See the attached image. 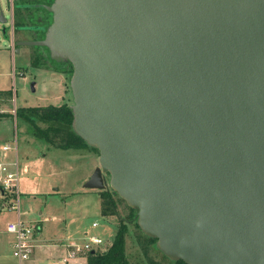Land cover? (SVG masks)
Returning a JSON list of instances; mask_svg holds the SVG:
<instances>
[{"label":"water","instance_id":"water-1","mask_svg":"<svg viewBox=\"0 0 264 264\" xmlns=\"http://www.w3.org/2000/svg\"><path fill=\"white\" fill-rule=\"evenodd\" d=\"M14 2L0 0L2 25ZM47 10L44 37L18 45L72 65V127L99 152L83 187L136 208L171 260L264 264V0Z\"/></svg>","mask_w":264,"mask_h":264},{"label":"rangeland","instance_id":"rangeland-1","mask_svg":"<svg viewBox=\"0 0 264 264\" xmlns=\"http://www.w3.org/2000/svg\"><path fill=\"white\" fill-rule=\"evenodd\" d=\"M4 15L8 23H0V91H7L11 95L7 100L0 99V110L8 113L0 117V141L12 143L15 136L18 160L28 168L21 173L19 181L20 219L33 226H36L34 219H43L45 227L52 228L56 237L74 234L78 243L86 235L97 234L106 240L104 247L106 243H111L119 223L127 220L129 205L114 193L117 214L104 216L99 193L95 189L83 187L85 176L99 165V152L89 147L55 148L31 134L25 116L15 115L14 112L20 107L73 104L70 86L72 73L54 70L56 65L53 62L37 66L35 53L40 49L35 45H25L17 47L18 51L17 48L13 50L10 39L3 33V27L7 29L8 37L12 31L8 10L4 11ZM19 36L25 40H35L34 36L25 32H21ZM10 156L13 157V153ZM12 202L15 203V200L0 198V230L17 215L10 207ZM134 209L136 213L137 209ZM93 221L98 223L96 227L92 226ZM127 223L128 260L133 264H148L137 241V237L143 235L142 230L134 222ZM154 246L155 248L150 246L152 255L160 264H171V259L156 244ZM17 262L12 256H8L5 261L6 264H18ZM47 262L50 263V260ZM52 263L54 262L51 261L50 264Z\"/></svg>","mask_w":264,"mask_h":264},{"label":"trees","instance_id":"trees-1","mask_svg":"<svg viewBox=\"0 0 264 264\" xmlns=\"http://www.w3.org/2000/svg\"><path fill=\"white\" fill-rule=\"evenodd\" d=\"M54 0H15L14 14L15 27H25V30L33 28L37 31V39L44 37L45 31L52 20V14L47 10V6L51 5ZM40 49L35 53V62L37 66H43L48 63L56 65L54 70L72 73V65L70 62L55 61L49 57L48 50L44 46L35 45ZM11 93L0 91V99L7 100ZM16 116H25V120L29 123L31 134L40 140H44L55 148H82L89 147L98 152V149L88 145L72 127L73 111L71 105L63 103L61 105H45V106H28L17 108L14 112ZM6 111L0 110V117L7 115ZM113 192L109 190H99L102 199L101 212L104 216L117 214V203L113 197ZM127 220L119 223L117 231L111 243L103 247L97 248L94 252L87 255V264H133L126 255V235L128 233V223L134 222L139 228L135 217V209L130 207ZM137 237L138 245L144 258L148 264H160L159 260L152 255V245L156 242L155 237H149L143 233ZM171 264H187L182 259L171 260Z\"/></svg>","mask_w":264,"mask_h":264},{"label":"built area","instance_id":"built-area-1","mask_svg":"<svg viewBox=\"0 0 264 264\" xmlns=\"http://www.w3.org/2000/svg\"><path fill=\"white\" fill-rule=\"evenodd\" d=\"M16 146L15 136L12 143H0V196L2 199H14L15 203H10V207L19 212L21 168L16 157ZM10 153H13V157H10ZM92 226L96 227L97 223L94 222ZM36 228L37 226L27 224L19 218L6 224V231L14 237L12 256L19 262L28 260L33 253ZM105 241L97 234L86 235L81 243L71 244L66 252L52 264H87L88 253L102 247Z\"/></svg>","mask_w":264,"mask_h":264},{"label":"crops","instance_id":"crops-1","mask_svg":"<svg viewBox=\"0 0 264 264\" xmlns=\"http://www.w3.org/2000/svg\"><path fill=\"white\" fill-rule=\"evenodd\" d=\"M9 37H10L11 48L14 50L13 38H12L11 33H10ZM16 51H18V50L16 49ZM0 143H2V141H0ZM16 149H17V146H16ZM16 157L18 160L17 153H16ZM18 163H19V166L21 168V173L27 171L28 168H27V165L25 163L22 164V162H19V160H18ZM92 170H93V168L85 176L86 179L92 173ZM96 191L99 193V190H96ZM0 198H1V196H0ZM39 214L41 215V212ZM20 215L21 214L19 211V212H17L15 219H12L10 221L16 220L17 218L20 219ZM53 218H54V216L51 217V219H53ZM94 222H96V221H93L92 224ZM33 223L37 226L35 234H34L35 247H34L33 253L31 254L30 258L27 261L19 262L17 260L18 264H24V263L25 264H50L51 261L55 262L60 256H62L71 244L78 243L77 242L78 240H76L77 238L74 234L66 235V236L61 237V238L56 237L52 228H48L47 226L45 227V225L43 224V219H41V220L40 219H34ZM97 225H98V223H97ZM0 234H3V236L0 235V264H4L7 257L12 256V245H13L14 237L11 233L6 231V227L3 228L2 230H0ZM45 234H47V237L45 236ZM79 237L82 238L83 236H79ZM84 239H85V237H84ZM74 240H76V241H74ZM48 260H50V263L47 262Z\"/></svg>","mask_w":264,"mask_h":264},{"label":"flooded vegetation","instance_id":"flooded-vegetation-1","mask_svg":"<svg viewBox=\"0 0 264 264\" xmlns=\"http://www.w3.org/2000/svg\"><path fill=\"white\" fill-rule=\"evenodd\" d=\"M11 23H12V31H11V34H12V38H13V45H14V48H19V47H22V45H18V42H22L25 40V38H22L21 36H19V34H21V32H25L27 33L28 35H32L35 37V40L37 39V31L35 29H32L30 28L29 30H25V27H21V28H16L15 27V14H14V7L12 9V12H11ZM5 34H7V37H8V33H7V29L5 30L4 32ZM10 36V35H9ZM17 48V50H18Z\"/></svg>","mask_w":264,"mask_h":264}]
</instances>
